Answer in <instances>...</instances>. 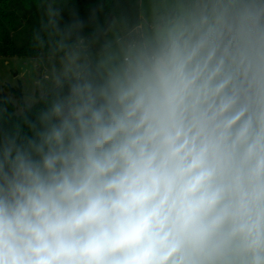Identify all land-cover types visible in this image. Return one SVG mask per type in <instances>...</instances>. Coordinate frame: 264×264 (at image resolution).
<instances>
[{"label": "clouds", "instance_id": "obj_1", "mask_svg": "<svg viewBox=\"0 0 264 264\" xmlns=\"http://www.w3.org/2000/svg\"><path fill=\"white\" fill-rule=\"evenodd\" d=\"M125 4L38 0L39 97L0 107V264H264V0Z\"/></svg>", "mask_w": 264, "mask_h": 264}, {"label": "trees", "instance_id": "obj_2", "mask_svg": "<svg viewBox=\"0 0 264 264\" xmlns=\"http://www.w3.org/2000/svg\"><path fill=\"white\" fill-rule=\"evenodd\" d=\"M73 6L85 18L90 10L97 8L101 23H106L110 15L120 16L125 11H131L126 7L125 0H67V8ZM41 14L38 0H0V56L41 58V50L34 47L32 41L34 30L39 28ZM65 15L67 17V11ZM5 89L7 93L0 91V107L6 108L7 114L16 120L19 118L16 116L17 110L26 106L23 103L22 89L10 86ZM7 95L14 96L18 101L17 105Z\"/></svg>", "mask_w": 264, "mask_h": 264}, {"label": "rangeland", "instance_id": "obj_3", "mask_svg": "<svg viewBox=\"0 0 264 264\" xmlns=\"http://www.w3.org/2000/svg\"><path fill=\"white\" fill-rule=\"evenodd\" d=\"M45 63L40 58L0 56V91L7 93L5 87L21 88L23 103L26 105L39 97L40 85L44 77ZM7 98L17 105L14 96Z\"/></svg>", "mask_w": 264, "mask_h": 264}]
</instances>
